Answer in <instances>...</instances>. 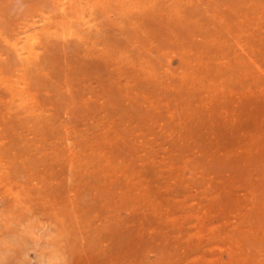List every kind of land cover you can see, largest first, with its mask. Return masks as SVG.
Instances as JSON below:
<instances>
[{
	"label": "rangeland",
	"instance_id": "rangeland-1",
	"mask_svg": "<svg viewBox=\"0 0 264 264\" xmlns=\"http://www.w3.org/2000/svg\"><path fill=\"white\" fill-rule=\"evenodd\" d=\"M48 1L0 0V264H264V0Z\"/></svg>",
	"mask_w": 264,
	"mask_h": 264
},
{
	"label": "bare ground",
	"instance_id": "bare-ground-1",
	"mask_svg": "<svg viewBox=\"0 0 264 264\" xmlns=\"http://www.w3.org/2000/svg\"><path fill=\"white\" fill-rule=\"evenodd\" d=\"M11 1H13V0H11ZM14 1H16V0H14ZM26 1H27V0H26ZM44 1H45V0H44ZM51 1H52V0H51ZM17 2H18V0H17ZM21 2H22V1H21ZM21 2H20V3H21ZM48 2H50V0H49ZM56 2H57V1H56ZM13 3H14V2H13ZM7 5H8V4L6 3V6H7ZM16 5L18 6L19 4H16ZM34 5H35V4H34ZM0 6H1V5H0ZM8 6H10V5H8ZM11 7H12V6H10L9 8H11ZM21 7H22V6H21ZM23 8H24V7H23ZM26 8H27V7H26ZM1 9H2V6H1ZM21 9H22V8H21ZM27 9H29V8H27ZM27 9H26V10H27ZM50 9H51V8H50ZM52 9H54V8H52ZM29 10H30V9H29ZM55 10H56V9H55ZM3 11H4V10H3ZM7 11H8V10H7ZM13 11H15V10H13ZM1 12H2V10H1ZM5 12H6V11H5ZM27 12H28V11H27ZM30 12H31V11H30ZM16 13H17V12H16ZM17 14H18V13H17ZM21 14L23 15L24 13H20L19 15H21ZM2 15H3V14H2ZM2 15H0V16H2ZM25 15L27 16V14H25ZM34 15H35V14H34ZM79 15H80V13H79ZM4 16H5V15H4ZM13 16H14V15H13ZM30 16H31V15H30ZM14 17H15V16H14ZM17 17H18V16L15 17L16 19H15V18H14V19L17 20ZM31 17H32V16H31ZM52 17H53V16H52ZM3 18H4V17H2V20H3ZM11 18H12V16H11ZM19 18H20V17H19ZM19 18H18V19H19ZM21 18H22V16H21ZM42 18H43V17H42ZM14 19H13V22H14ZM28 19H29V18H28ZM31 19H32V18H31ZM2 20H1V21H2ZM4 20H5V19H4ZM4 20H3V21H4ZM21 20H22V19H21ZM10 21H12V20L10 19ZM10 21H9V22H10ZM18 22H19V21H18ZM24 22H25V21H24ZM3 23H4V22H3ZM10 23H11V22H10ZM5 24H6V23H5ZM5 24H4V26H5ZM12 24H13V23H12ZM12 24H11V25H12ZM0 25L3 26V24H1V23H0ZM11 25H10V26H11ZM7 27H8V25H7ZM13 27H14V26H13ZM0 28H1V27H0ZM16 28H17V27H16ZM12 29H13V28H12ZM17 30H18V29H17ZM19 30H20V29H19ZM19 30H18V31H19ZM56 30H57V29H56ZM1 31H2V30H1ZM15 31H16V30H15ZM54 31H55V30H54ZM2 32H3V31H2ZM9 32H10V30H9ZM16 32H17V31H16ZM19 32H20V31H19ZM51 32H52V31H51ZM4 33H5V32H4ZM2 34H3V33H2ZM10 34H11V33H10ZM27 34H28V33H27ZM6 35H7V34H6ZM12 35H13V34H12ZM20 35H21V34H20ZM28 35H29V34H28ZM39 35H40V34H39ZM31 36H33V35H31ZM4 37H5V36H4ZM8 37H9V35H8ZM11 37H12V36H11ZM11 37H10V38H11ZM17 37H18V36H17ZM21 37H22V36H21ZM35 37H36V36H35ZM47 38H48V37H47ZM47 38H46V39H47ZM1 39H2V38H1ZM24 39H25V38H24ZM33 39H34V38H33ZM36 39H37V38H36ZM39 39H40V38H39ZM2 40H4V39H2ZM13 40H14V39H13ZM13 40H12V41H13ZM19 40H20V39H19ZM53 40H54V39H53ZM0 41H1V40H0ZM6 41H7V40H6ZM9 41H10V40H9ZM32 41H33V40H32ZM38 41H39V40H38ZM47 41H48V40H47ZM54 41H55V40H54ZM29 42H30V41H29ZM44 42H45V41H44ZM31 43H33V42H31ZM51 43H52V42H51ZM14 44H15V43H14ZM55 44H56V42H55ZM55 44H54V46H53L52 44L50 45V44L48 43V45H50V46H49L50 49H47V50H48V51L51 50V51H50L51 53H52V52L55 53V52L53 51V50H57V48H56L57 46H55ZM0 45H1V44H0ZM26 45H27V43H26ZM34 45H35V44H34ZM42 45H43V43H42ZM42 45H41V47H42ZM2 46H4V45H2ZM17 46H18V45H17ZM23 46H24V45H23ZM46 46H47V45H46ZM51 46H53V47L56 48V49H53V48L51 49ZM13 47H14V46H13ZM19 47H20V46H19ZM26 47H27V46H26ZM44 47H45V46H44ZM4 48H5V47H4ZM28 48H29V47H28ZM39 48H40V47H39ZM0 49H1V48H0ZM10 49H11V48H10ZM25 49H26V48H25ZM3 50H4V49H2V51H3ZM7 50H8V49L4 50L3 52H5V51L7 52ZM26 50H27V49H26ZM45 50H46V49H45ZM8 51H11V50H8ZM14 51H16V50H13V52H14ZM23 51H24V50H23ZM13 52L11 51V55H12ZM20 52H21V51H20ZM36 52H37V51H36ZM46 52H47V51H46ZM16 53H17V52H16ZM31 53H32V52H31ZM53 53H52V55H53ZM14 54H15V52H14ZM37 54H39V53L37 52ZM47 54H49V53L47 52ZM4 55H6V54H4ZM17 55H18V54H17ZM39 55H41V54H39ZM45 55H46V54H45ZM15 56H16V54H15ZM19 56H20V55H19ZM19 56H18V57H19ZM22 56H23V55H22ZM24 56H25V55H24ZM41 56H42V55H41ZM41 56H40V57H41ZM46 56H47V55H46ZM56 56H57V55H56ZM8 57H9V56H8ZM18 57H17V59H18ZM29 57H31V56H29ZM38 57H39V56H38ZM42 57H43V56H42ZM48 57H50V56H48ZM52 57H53V56H52ZM52 57H51L50 59L53 60V62H54L55 60L52 59ZM54 57H55V56H54ZM54 57H53V58H54ZM57 57H58V56H57ZM4 58H5V57H4ZM20 58H21V57H20ZM22 58H23V57H22ZM34 58H36V57H34ZM43 58H44V57H43ZM43 58H42V59H43ZM45 58H46V57H45ZM58 58H59V57H58ZM5 59H6V58H5ZM31 59H33V58H31ZM31 59H30V61H31ZM59 59H60V58H59ZM46 60H47V59H46ZM56 60H57V59H56ZM39 61H40V59H39ZM8 62H9V60H8ZM17 62H18V61H17ZM23 62H24V61H23ZM33 62H34V63H35V62H38V60L33 61ZM33 62H31V63H33ZM48 62H50V61H48ZM4 63H6V62L4 61ZM9 63H10V62H9ZM19 63L22 64L21 62H19ZM19 63H18V64H19ZM28 63H29V62H28ZM41 63H43V62H41ZM41 63H39V64H41ZM44 63H45V66H46L47 61L44 60ZM55 63H57V62H54V64H55ZM13 64H14V63H13ZM35 64H36V63H35ZM47 64H48V63H47ZM49 64L51 65V63H49ZM49 64H48V65H49ZM10 65H11V64H10ZM14 65H15V64H14ZM30 65H31V64H30ZM0 66H2V65H0ZM34 66H35V65H34ZM37 66H38V65H37ZM41 66H44V64H42ZM55 66H56V65H54V67H55ZM6 67H7V66H6ZM12 67H13V66H12ZM0 68H1V67H0ZM30 68L33 69L34 67H31V66H30ZM35 68H37V67H35ZM35 68H34V69H35ZM38 68H40V67L38 66ZM44 68H46V67H44ZM44 68L42 67V70H43ZM55 68H57V67H55ZM3 69H4V68H3ZM11 69H12V68H11ZM26 69H28V68H26ZM46 69H47V68H46ZM48 69H49V68H48ZM52 69H54V68H52ZM52 69H51V70H52ZM80 69H81V68H80ZM95 69H96V68H95ZM29 70H30V69H29ZM51 70H50V71H51ZM11 71H12V70H11ZM27 71H28V70H27ZM32 71H33V73H35V74H37V75L39 74V72L36 73L37 71H36V72H34V70H32ZM6 72H7V71H6ZM9 72H10V71H9ZM9 72H7V73H9ZM24 72H25V71H24ZM24 72H23V73H24ZM29 72H31V71H29ZM29 72H27V73L29 74ZM52 72H53V70H52ZM11 73H14V71L11 72ZM21 73H22V71H21ZM23 73H22V74H23ZM31 73H32V72H31ZM33 73H32V74H33ZM50 73H51V72H50ZM53 73H56V72L54 71ZM5 74H6V73H5ZM9 74H10V73H9ZM32 74H31V75H32ZM48 74H49V73H48ZM65 74H66V73H65ZM83 74H84V73H83ZM15 75H16V73H15ZM19 75H20V74H19ZM19 75H18V76H19ZM39 75H40V74H39ZM51 75H52V74H51ZM53 75H55V74H53ZM33 76H36V75L33 74ZM33 76H32V77H33ZM42 76H44V75L42 74ZM55 76H56V75H55ZM15 77H16V76H15ZM19 77H20V76H19ZM19 77H18V79H20ZM24 77H25V76H24ZM37 78H38V77H37ZM0 79H2V78L0 77ZM16 79H17V78H16ZM18 79H17V80H18ZM40 79H41V78H39V80H40ZM7 80H8V78H7ZM23 80H24V79H23ZM37 80H38V79H37ZM69 80H70V79H69ZM8 81H9V80H8ZM12 81H13V80H12ZM14 81H15V80H14ZM30 81L33 82V79H31ZM85 81H86V80H85ZM40 82H43V80H42V81L40 80ZM29 83H30V82H29ZM39 84H40V83H39ZM27 85H28V84H27ZM33 85H34V84H33ZM37 85H38V84H37ZM25 86H26V85H25ZM30 86H31V85H30ZM30 86H29V87H30ZM39 87H41V86L39 85ZM39 87H38L37 89H39ZM0 88H2V86H1ZM23 88H24V87H23ZM32 88H33V87H32ZM105 88H106V87H105ZM21 89H22V87H21ZM27 89H28V88H27ZM19 90H20V89H19ZM39 90H40V89H39ZM3 91H5V90L3 89ZM21 91H22V90H21ZM35 91H36V89H35ZM5 92H6V91H5ZM7 92H9V91H7ZM7 92H6V93H7ZM0 93H1V92H0ZM19 93H20V92H19ZM1 94H3V92H2ZM7 94H8V93H7ZM7 94H5V95H7ZM21 94H22V93H21ZM35 94H36V93H35ZM35 94H34V95H35ZM3 95H4V94H3ZM17 95H18V94H17ZM35 96H36V95H35ZM39 96H40V95H39ZM20 97H21V96H20ZM14 98H15V97H14ZM36 98H37V97H36ZM41 98H42V97H41ZM12 120H13V119H12Z\"/></svg>",
	"mask_w": 264,
	"mask_h": 264
}]
</instances>
